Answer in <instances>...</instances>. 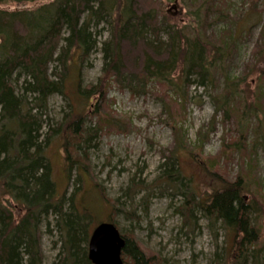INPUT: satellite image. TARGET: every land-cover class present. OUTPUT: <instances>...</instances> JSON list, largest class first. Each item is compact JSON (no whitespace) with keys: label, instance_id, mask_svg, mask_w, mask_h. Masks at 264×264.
<instances>
[{"label":"trees","instance_id":"1","mask_svg":"<svg viewBox=\"0 0 264 264\" xmlns=\"http://www.w3.org/2000/svg\"><path fill=\"white\" fill-rule=\"evenodd\" d=\"M0 3H42L37 11L0 9V264H42L44 227L48 232L57 231L60 238L62 251L52 264H91L87 245L97 224L94 215L77 204L76 192L82 174L91 173L89 149L96 147L94 143L102 128L116 129L114 119L118 118L110 109L105 115L93 113L97 109L93 100L105 98L100 85L83 90L80 87L77 94L86 101L84 106L71 109L56 125L43 121L50 95H65L70 55L76 54L83 61L98 44L91 24L94 22L97 27L106 23L111 39L102 43L103 73L132 94L141 95L153 84L176 93L195 82L190 81L193 78L201 85H212L216 67L228 56L221 48H212L205 36L201 39L204 33L199 36L196 30L192 38L186 27L167 23L165 12L160 18L153 8L138 0ZM206 6L208 12L203 17L208 28L206 16L212 14L210 9L214 7L211 3ZM220 18L221 15L214 22L220 23ZM162 34L166 40H162ZM226 41L222 42L226 47L234 43L228 38ZM56 62L61 63L60 74L54 72L56 68L50 72ZM232 94L230 90L222 97L219 111L227 107ZM179 96L185 101L183 94ZM29 98H35V107ZM161 99L167 102L169 97L163 95ZM93 118H98L99 123ZM56 138L63 144L66 178L72 186L71 192L67 188L61 195L46 156ZM173 160L171 156L167 161L171 168L164 171L163 183L183 196L190 217L194 211L201 212L210 223L219 225L226 235L225 244L231 242L230 247L234 248L218 264H264V207L255 199L245 198L248 193L244 182L238 178L206 195L202 191L195 193ZM115 203L119 206L118 200ZM123 239V264L154 262L135 241L126 236Z\"/></svg>","mask_w":264,"mask_h":264},{"label":"rangeland","instance_id":"2","mask_svg":"<svg viewBox=\"0 0 264 264\" xmlns=\"http://www.w3.org/2000/svg\"><path fill=\"white\" fill-rule=\"evenodd\" d=\"M138 1L153 8L160 18L166 13L167 23L186 27L192 38L196 30L199 36L204 33L201 39L205 36L212 48L226 53L225 62L215 65L221 64L214 71L212 85H201L193 78L190 81L195 82L176 93L153 84L146 94H132L103 73L101 48L111 39L110 27L106 23L96 27L93 22L91 32L97 47L83 61L70 55L65 95H50L42 119L56 125L71 109L84 106L86 101L77 94L80 87L101 85L105 98L93 100L97 108L93 113L105 115L110 109L118 118L114 119L116 129L102 128L96 147L89 149L91 173L81 176L77 204L94 215L97 225L114 222L123 237L135 240L152 261L156 260L152 264H218L234 249L231 242L225 244L224 231L199 211L190 217L183 196L168 188L162 177L171 168L167 161L172 156L193 192L206 195L240 178L248 193L245 198L264 207V0ZM208 3L214 8L206 16L209 27L205 28L203 13L208 12ZM39 5L42 3H3L0 8L37 11ZM219 14L221 22L215 23ZM227 38L233 45H223ZM166 39L162 34V40ZM50 68V72L54 68L56 74L62 72L61 63ZM177 76L178 72L174 79ZM228 88L233 94L227 107L219 111ZM178 94H183L185 101ZM163 95L169 97L167 102L161 99ZM29 102L34 106L35 98ZM93 119L99 123L98 118ZM46 156L58 193L67 188L71 192L60 139L52 140ZM117 200L119 206H115ZM261 221L263 243L264 218ZM49 231L42 228V264L55 263L62 251L58 232Z\"/></svg>","mask_w":264,"mask_h":264},{"label":"water","instance_id":"3","mask_svg":"<svg viewBox=\"0 0 264 264\" xmlns=\"http://www.w3.org/2000/svg\"><path fill=\"white\" fill-rule=\"evenodd\" d=\"M87 246V258L91 264H122L125 241L114 224L102 222L96 226L90 233Z\"/></svg>","mask_w":264,"mask_h":264},{"label":"bare ground","instance_id":"4","mask_svg":"<svg viewBox=\"0 0 264 264\" xmlns=\"http://www.w3.org/2000/svg\"><path fill=\"white\" fill-rule=\"evenodd\" d=\"M0 4H2V3H0ZM0 9H3V8H0ZM63 94V93H62ZM52 95V94H51ZM252 112V111H251ZM44 131V130H43ZM6 179V178H5ZM9 186V185H8ZM13 193V192H12ZM52 193V192H51ZM32 209H34V208H32ZM39 211V210H38ZM4 212H5V210H4ZM11 214V213H10ZM38 220V219H37ZM111 224H114V223H111ZM115 225V224H114ZM115 227L117 228V230H118V232H119V229H118V227L115 225ZM120 234V233H119ZM130 235V234H129ZM38 237V236H37ZM134 238V237H133ZM38 239V238H37ZM136 239V238H135ZM135 241V240H134ZM137 241V240H136ZM87 257H88V251H87ZM89 259V258H88ZM122 259V258H121ZM122 264H123V260H122Z\"/></svg>","mask_w":264,"mask_h":264}]
</instances>
